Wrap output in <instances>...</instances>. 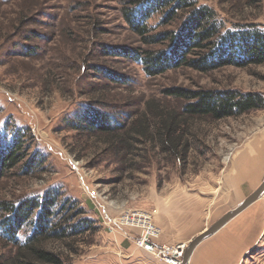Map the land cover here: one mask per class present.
Here are the masks:
<instances>
[{"label":"rangeland","instance_id":"rangeland-1","mask_svg":"<svg viewBox=\"0 0 264 264\" xmlns=\"http://www.w3.org/2000/svg\"><path fill=\"white\" fill-rule=\"evenodd\" d=\"M127 1L0 0V131L7 125L26 127L31 136L29 154L39 151L45 158L43 170L25 174L17 164L4 172L0 199L16 200L55 185L76 201L95 229L69 241L76 249V253L67 252L71 264H77L93 247L130 245L127 239L120 240L123 231L137 245L139 229H110L108 221L126 211L158 215L154 210L162 197L189 198L196 181L218 176L233 155L249 146L257 149V137H264V107L219 120L207 116L184 119L182 139L191 145L185 160L158 146L146 156L142 152V157H132L111 148L101 134L71 128L72 114L91 97L105 101L123 124L136 119L148 98L181 112L182 100L162 93L171 87L236 90L264 97V64L225 65L209 72L180 65L150 77L139 63L103 55L106 45L161 48L143 44L129 28L122 15ZM192 1L213 10L226 28L249 24L264 31V0ZM165 12L148 20L153 33L175 30L181 23L183 15L178 14L171 23L162 24ZM95 65L124 75L129 82L119 85L102 78ZM196 230L182 231L187 236L184 241L167 244L186 246ZM48 247L68 251L63 242H50ZM242 264H264V247L247 254Z\"/></svg>","mask_w":264,"mask_h":264},{"label":"trees","instance_id":"trees-1","mask_svg":"<svg viewBox=\"0 0 264 264\" xmlns=\"http://www.w3.org/2000/svg\"><path fill=\"white\" fill-rule=\"evenodd\" d=\"M8 1V0H7ZM166 8V9H165ZM165 10L162 24L182 14L175 30L156 32L148 20ZM122 15L129 28L143 44L161 45L158 49H139L106 45L103 55L122 57L139 63L142 71L154 77L171 67L185 65L199 72H209L225 65L243 67L264 64V31L253 25L226 28L206 5L192 0H129L123 4ZM23 17L19 19V22ZM23 52L29 55L27 46ZM191 54V57H188ZM109 81L125 85L129 79L111 72L103 65L93 67ZM183 102L181 112H175L148 98L134 121L123 124L119 114L108 109L105 101L91 97L72 114L71 128L104 136L111 148L131 155H148L153 146L185 160L190 143L183 140L184 119L210 117L219 120L238 116L264 107V97L257 93L236 90L197 89L181 87L163 89ZM30 133L26 127L4 126L0 131V176L21 164L25 174L43 170L44 156L29 154ZM77 202L66 197L57 186L40 193H28L16 200L0 199V264H71L67 252L76 253L70 240H76L95 229L83 216ZM24 230L26 232H24ZM24 236H21V234ZM21 237H23L21 239ZM50 242H63L66 251L48 247Z\"/></svg>","mask_w":264,"mask_h":264},{"label":"crops","instance_id":"crops-1","mask_svg":"<svg viewBox=\"0 0 264 264\" xmlns=\"http://www.w3.org/2000/svg\"><path fill=\"white\" fill-rule=\"evenodd\" d=\"M263 178L264 137L260 135L257 137V149L249 146L233 155L231 164L218 176L208 175L205 180L196 181L194 193L189 198H179L174 194L160 199L154 210L158 215L154 214L153 218L161 229V235L153 244L182 242L187 237L182 231L195 228L197 230L189 238L191 240L237 207ZM180 227L184 230H177ZM119 235L120 240L127 239L131 244L93 247L77 264H164L153 249L137 247L130 233L123 231ZM258 247H264L263 196L202 240L193 249L188 264H242L247 254Z\"/></svg>","mask_w":264,"mask_h":264},{"label":"built area","instance_id":"built-area-1","mask_svg":"<svg viewBox=\"0 0 264 264\" xmlns=\"http://www.w3.org/2000/svg\"><path fill=\"white\" fill-rule=\"evenodd\" d=\"M262 196L264 197V194ZM108 223L107 226L110 229L118 226L139 229L138 247L142 249H153L155 255L165 264L181 263L185 249L183 243L175 245L167 243H161L159 245L153 244L159 238L161 230L153 223L152 213L145 211H126L108 221Z\"/></svg>","mask_w":264,"mask_h":264},{"label":"water","instance_id":"water-1","mask_svg":"<svg viewBox=\"0 0 264 264\" xmlns=\"http://www.w3.org/2000/svg\"><path fill=\"white\" fill-rule=\"evenodd\" d=\"M264 194V178L260 185L249 194L237 207L226 212L222 217L216 220L213 224L207 227L205 230L194 236L185 246L183 256L180 264H188L189 257L193 249L205 238L215 233L219 228H221L229 219H231L238 212L243 210L245 207L250 205L252 202L260 198Z\"/></svg>","mask_w":264,"mask_h":264}]
</instances>
